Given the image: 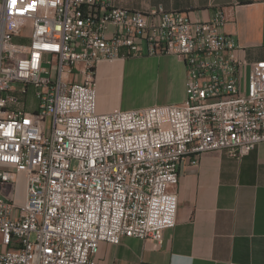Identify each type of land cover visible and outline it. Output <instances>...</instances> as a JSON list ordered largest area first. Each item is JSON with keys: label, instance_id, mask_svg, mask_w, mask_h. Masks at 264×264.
Segmentation results:
<instances>
[{"label": "built area", "instance_id": "2783aa9c", "mask_svg": "<svg viewBox=\"0 0 264 264\" xmlns=\"http://www.w3.org/2000/svg\"><path fill=\"white\" fill-rule=\"evenodd\" d=\"M225 23L222 11L203 22L103 0H0V264H98L101 243L160 245L186 160L240 159L264 142V60L244 87ZM145 54L183 60L185 102L99 112V64Z\"/></svg>", "mask_w": 264, "mask_h": 264}, {"label": "crops", "instance_id": "0c3cea01", "mask_svg": "<svg viewBox=\"0 0 264 264\" xmlns=\"http://www.w3.org/2000/svg\"><path fill=\"white\" fill-rule=\"evenodd\" d=\"M103 1L135 12H180L203 22L222 11L221 32L241 48L238 58L247 62L243 84L250 64L264 60V0ZM126 76L135 83L132 100L126 95ZM96 77L101 113L178 105L187 98L184 62L172 55L104 61ZM177 194V223L165 231L160 245L136 238L101 243L98 264H264V142L240 159L209 152L198 165L186 160Z\"/></svg>", "mask_w": 264, "mask_h": 264}, {"label": "bare ground", "instance_id": "6f19581e", "mask_svg": "<svg viewBox=\"0 0 264 264\" xmlns=\"http://www.w3.org/2000/svg\"><path fill=\"white\" fill-rule=\"evenodd\" d=\"M173 21H181V14H173ZM0 119H10V110H3L0 112ZM25 184L23 182L22 189H21V200L25 199Z\"/></svg>", "mask_w": 264, "mask_h": 264}, {"label": "rangeland", "instance_id": "374dc122", "mask_svg": "<svg viewBox=\"0 0 264 264\" xmlns=\"http://www.w3.org/2000/svg\"><path fill=\"white\" fill-rule=\"evenodd\" d=\"M246 83L244 82V87H245ZM125 86H126V95L128 96V100L129 99H133L134 98V89H135V83L131 80L130 76H126V81H125ZM131 103V101L129 102V104Z\"/></svg>", "mask_w": 264, "mask_h": 264}]
</instances>
